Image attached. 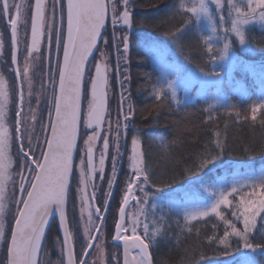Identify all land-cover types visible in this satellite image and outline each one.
<instances>
[{"label": "snow or ice", "instance_id": "snow-or-ice-1", "mask_svg": "<svg viewBox=\"0 0 264 264\" xmlns=\"http://www.w3.org/2000/svg\"><path fill=\"white\" fill-rule=\"evenodd\" d=\"M216 5L217 10L222 7L221 0H210ZM51 16L46 14L45 0H35L34 5L30 6V40L27 36V15L24 3L14 5L15 14L12 13L8 0H3L0 8V19L6 18L11 29V64L17 65L19 26L25 29L24 39L26 53L24 56V66L22 72L16 69V79L18 84V103L15 112V141L19 142L18 153L20 156L19 181H12L11 195L8 192V183L11 178L9 169L12 168V159L8 154L10 143L13 139L6 124L8 115L9 91L3 76H0V245L6 249L4 261L0 264H42L41 256L44 253L43 240H46L45 228L48 224L49 216L55 212L59 218V229L63 233L62 241V261L61 264H76V257L73 251L74 243H80L84 256L80 258V264H88L86 256L88 250L93 248V242L99 256H103V240L101 230L105 226L107 210L111 207L114 197V187L119 182V169L123 167V152L120 144V131L123 127L128 128L132 109L129 105L128 113L125 114L123 105L126 102L124 92V81L128 79L124 76L120 80L121 93L118 119L116 121L114 144L115 148L111 155L112 170L107 179L108 191L104 192L105 199L101 206L93 207L97 203V185L93 182L95 175L99 172L103 180L105 175V159L110 148L109 135L101 132L102 123L107 115L106 98L109 83V72L111 68L107 63V57L102 52L100 60L94 64V74L88 67L87 61L93 54V48L98 47L97 40L103 36L102 29L105 27L106 17L111 11L112 23L132 27V17L130 12L131 0H123L124 10L119 17L116 16V4L113 0H50ZM243 3V0H242ZM242 3L237 4L234 0H228L230 13L234 11L237 16L232 19L230 30L238 38L241 45H244L245 34L242 26L247 24L250 19L257 14L259 19L264 21V0H246L247 12L242 10ZM30 4V0H28ZM180 8L195 17L196 21L201 20V16L207 21L210 31L217 32L214 16L210 11L209 0H199L188 7L183 2ZM66 13V27H65ZM57 14L59 21L57 22ZM224 19L221 16V26ZM188 20H184L180 28L169 35L176 47H180V36ZM46 38L47 54L42 50V40ZM211 36L202 37L206 50L213 60H223L231 50L230 41L225 38L222 48L214 49L210 42ZM2 40V38H0ZM107 43V41H105ZM113 44H116V37L113 36ZM53 47L55 48L56 58L53 60ZM123 53L122 57L127 62L129 50V36L122 37ZM0 48L3 43L0 42ZM151 51V49H148ZM62 51V59L60 53ZM120 49L117 45V52ZM216 55H213V53ZM44 57L47 63V70L42 74L41 87L47 91L48 85L51 86V94L47 96L46 123H42L43 115L38 117V109L31 107V96L33 82L30 76V69L33 66V59L39 60ZM119 61L117 62V74L119 77ZM46 77V80L44 79ZM83 85H88L87 90H83ZM25 86L28 89V111L25 113ZM168 89L171 91L172 100L175 101V89L172 81H168ZM153 96L157 101L163 103L166 99L164 90L153 87ZM86 101V107H85ZM39 104L40 97H37ZM178 103V101H176ZM211 107V106H210ZM258 110L264 111V99L254 104L251 108L252 120L256 119ZM122 118V121L121 119ZM211 118V117H210ZM83 121L86 130H91L84 140L85 148L81 149L79 163L74 159V149L77 145L78 125ZM41 121L39 133L36 131V122ZM113 131L111 123L108 132ZM42 134V139H41ZM215 149H206L199 153L196 158L194 170L186 172L199 180L205 171H213L216 161L223 153V140L219 131L213 133ZM103 138V146L100 151L98 164L95 161L94 148L96 141ZM27 144L25 145V140ZM39 149V155H37ZM219 150V152L216 151ZM86 157V159H85ZM34 166V167H33ZM127 177L125 187L121 191L114 219L115 235L113 240L122 241L124 246L123 264H153L150 255V247L161 235V228L165 224V217L159 216L158 219L145 223L140 219L141 216L147 220L144 204L148 202L149 193L147 187L155 184L149 166L145 161V155L141 151V144L138 135H133L131 140V154L128 156ZM72 181L77 184L76 195L80 201V217L83 229V240L81 241L76 233V229L70 228V220L66 205L69 202V193L72 190ZM18 186V195H17ZM91 189V193H89ZM247 189L248 191H245ZM157 191H161L158 187ZM143 193V197H137L136 193ZM215 197L209 205L197 206L195 208L182 209L185 227L192 221L202 220L210 214L223 219L225 231L219 237V244L229 246L228 241L231 236L238 237L243 242L245 248L252 249L264 246L253 245L249 242V233L257 225V218L264 220V170L259 174L246 177L240 181H232L223 187L212 189ZM188 194L187 192L185 193ZM239 196L238 203H233L230 197ZM135 201L136 211L129 212L132 202ZM14 206V207H13ZM221 206L233 208L232 216L237 221H242L244 229L240 231L235 224L222 216L219 211ZM153 213L155 215L156 204L153 202ZM103 208V212L102 209ZM87 212V220L84 221V213ZM96 217L100 222L97 223ZM73 220L71 223L79 224ZM143 236L137 234L141 227ZM230 229V231H229ZM130 230L132 235H127ZM191 231V229H188ZM209 241L214 238L209 237ZM135 249L136 254L131 255V250ZM203 257H201L202 259ZM184 264H197L194 252L189 253ZM241 264H260L253 256L251 259L245 258Z\"/></svg>", "mask_w": 264, "mask_h": 264}, {"label": "trees", "instance_id": "trees-1", "mask_svg": "<svg viewBox=\"0 0 264 264\" xmlns=\"http://www.w3.org/2000/svg\"><path fill=\"white\" fill-rule=\"evenodd\" d=\"M194 1L131 0L129 7L138 30L131 33L129 56L130 97L134 114L131 137L138 135L140 139L141 151L155 181L152 186L169 188L195 179L186 170H194L199 153L215 149L213 133L219 131L223 140V153L213 171L206 170L201 174L203 183L200 184V196L209 200V194L203 187L215 181L219 172L226 169L225 165L221 166L222 163L227 160L241 164L264 160V111L258 110L256 119L252 120L251 108L261 101L256 93L257 85L238 72L235 78L244 80L247 87L245 96L229 92L221 105H215L209 95L186 102L176 96L175 101L172 100L168 80L148 50L146 39H158L179 60L187 62L192 68L209 71L212 58L202 40L207 33L200 21L197 22L195 17L180 8L182 2L191 7ZM184 20H188V24L178 34L181 45L178 48L169 33L180 28ZM251 31L254 32L248 33V41L258 50L252 58L264 59V31ZM154 86L164 90L166 99L162 104L152 94ZM216 151L219 152L218 149ZM230 199L235 204L239 196ZM233 210L230 206H221L219 209L223 217L243 232V223L232 216ZM162 213L165 224L161 228V235L150 247L153 264H184L192 252L197 264H203L231 255L243 246V242L235 236L229 238V246L219 244L218 238L223 236L226 226L223 219L215 214L192 221L185 227L183 214L178 208L169 207ZM54 236L59 237L55 221L49 227L44 247ZM209 237L214 239L209 241ZM262 241L264 220L258 217L256 228L249 233V242L255 246L261 245ZM5 255L6 249L1 245L0 261H4ZM260 262L264 264V261Z\"/></svg>", "mask_w": 264, "mask_h": 264}, {"label": "rangeland", "instance_id": "rangeland-1", "mask_svg": "<svg viewBox=\"0 0 264 264\" xmlns=\"http://www.w3.org/2000/svg\"><path fill=\"white\" fill-rule=\"evenodd\" d=\"M199 0H195L193 3H198ZM235 3L241 4L242 0H234ZM10 7L12 8V13L15 14L14 5L17 3H24L27 7L24 9L27 15V22L30 20V6L34 5V0H30V4H28V0H8ZM47 5L45 11L48 16H51V3L50 0H45ZM222 7L217 10L216 5L211 3L209 0L210 11L214 16L215 25L217 28V32L214 34L210 31L209 25L207 21L201 16V26L206 31L207 36H211V43L214 45L215 49L222 48L224 39L227 38L231 43V50L229 54L225 57V59H215L211 61L209 71H203L199 69L192 68L188 65V63L179 60L177 57L173 55V53L164 46L161 42H159L156 38L146 39L147 48L151 49V53L157 62L158 68L161 69L162 74L166 77L168 81H172V87L175 89V96L181 97L183 101H189L191 99H195L197 97H206L207 95L211 96L215 105H221L225 102L228 97L229 92H235L240 96H245L247 93V87L245 86V82L242 79L237 80L235 78L236 72L245 76L248 81H254L257 85L258 91L256 93L259 96L260 100L264 99V59L257 60V58H252L258 50L254 48L248 41V33H252V29H259L264 31V21L259 19L258 13L262 11L261 9H257V14L254 18L250 19L249 22L242 26V30L245 34V44L241 45L238 41V38L234 33L230 30L232 26V19L236 18L237 14L232 11L231 15L230 8L228 5V0H221ZM3 6V1L0 0V8ZM192 6V5H191ZM116 8L118 11L124 9L123 0H116ZM242 10L247 12V3L246 0H243ZM133 13V11L130 9ZM66 16V15H65ZM221 16H223L224 23L221 26ZM23 25L19 26V36L21 39L22 47L24 51L22 53L20 59V71L22 72L24 66V56L26 53V44L29 40V33H27L28 40L24 39L25 34H23ZM29 30V29H28ZM135 31H138L137 28ZM21 33V35H20ZM131 33V32H130ZM130 33H125L130 36ZM123 34L122 37L125 35ZM0 42L3 43V48H0V76H3L6 81L7 88L9 91L8 98V115L6 117V124L9 128L10 134L13 139L10 143V147L8 149V154L12 159V168L9 169V172L12 174L10 181L8 183V192L11 195L12 191V181H19V165H20V156L18 153L17 141H15V112L17 107V87L15 76L13 70L11 68L10 57L8 56V46L10 45V25L5 22L4 19H0ZM10 49V48H9ZM104 48L102 47V52L105 55H110L111 61L113 60V53L104 52ZM173 51V50H172ZM10 54V52H9ZM128 55V53H127ZM213 55H216L214 53ZM62 56V55H61ZM108 58V56H106ZM109 64V60H107ZM43 63L42 57L39 60L33 59V66L30 69V76L33 82L32 88V96H31V107L33 109H38L37 115L38 117L43 115L42 123L47 122L48 113H47V96L51 94L49 93V87H47V91H45L42 87V74L47 70ZM111 71L108 75H110ZM46 80V78L44 77ZM170 91V90H169ZM111 92V91H108ZM171 92V91H170ZM40 97V102L38 104L37 97ZM25 113L29 116V124L32 123L30 116L31 113L28 111V89L25 86ZM131 103H129L130 105ZM132 107V106H131ZM132 109V108H131ZM134 117L133 111L131 114V124L132 119ZM133 125V124H132ZM36 131L39 133V129L41 126V121L36 122ZM125 138V133H124ZM42 139V134H41ZM86 136L84 134V130L80 131V141L79 148L77 151V159L76 162L79 163L81 158V149L85 148L84 140ZM132 140V139H131ZM27 144V139L25 140V145ZM129 146V147H128ZM125 155H123L124 165L123 170L124 173L127 171V161H128V151L129 155L131 154V142L127 145V148L124 150ZM37 155H39V149H37ZM264 159V158H262ZM225 165V170H222L217 175L215 181L211 184L208 182V185L203 187L209 194V200H205L200 196L201 193V183H203L202 175L199 180L192 179L187 183L177 186V187H169V188H160L161 191H157V187H153L152 185L147 187V192L149 193L148 202L144 204L145 214L147 215V220H145L144 216H141L140 219L145 223H149V227L151 229L152 224L151 221L156 219L159 215H162L163 210L168 209L169 207L178 208L181 212L184 208H195L197 206H205L209 205L214 201L215 197L213 195L212 189L215 187H223L226 184H230L232 181H240L249 176H254L259 174L261 170H264V160L252 161L250 163H236L231 160H227L221 164L223 167ZM34 167V166H33ZM230 168L231 170H227ZM127 177L124 175V185ZM99 181V180H97ZM72 190L69 196V220L75 219V221L80 222V201L76 197V187L77 184L75 181H72ZM188 193L187 195L185 193ZM18 186H17V195H18ZM137 197H143V193L137 192ZM76 197V198H75ZM153 202L156 204L155 215L153 213ZM14 207V206H13ZM136 206L135 201L132 206L129 208V212H135ZM71 214L73 216H71ZM115 213L113 214V219L111 224H107V226L101 231V239L103 240V256H99L97 249L95 248V244L99 241L94 242V246L86 256L88 260V264H121V250L119 247L115 246L111 239L113 236L114 229V219ZM84 221L87 220V212L84 213ZM70 221V227L72 229H76L79 227V232L76 235L79 236L80 240H83V229L82 222L79 224H73ZM109 223V222H108ZM128 234H132L130 230L127 231ZM137 233L143 235L142 225L137 230ZM1 246V245H0ZM75 246V255L77 264H80V258L84 255L81 244L74 243ZM61 242L59 238L53 237L51 242L44 247V253L41 256L42 264H61L63 259L61 252ZM135 255V254H134ZM255 257L256 261H264V247L256 248L255 252L252 249L245 248L244 245L235 253L225 256L223 258L217 260H210L203 264H241V261L245 258L251 259ZM261 264V262H260Z\"/></svg>", "mask_w": 264, "mask_h": 264}, {"label": "flooded vegetation", "instance_id": "flooded-vegetation-1", "mask_svg": "<svg viewBox=\"0 0 264 264\" xmlns=\"http://www.w3.org/2000/svg\"><path fill=\"white\" fill-rule=\"evenodd\" d=\"M113 2L116 4V0H113ZM35 3V0H34ZM117 9V8H116ZM124 9L121 11L116 10V16L119 17L120 13L123 12ZM131 12V11H130ZM131 17H132V28L129 29L127 26H120V24H116L115 26L112 23V13L109 11L108 13V18L106 22V27L103 32V36L101 37L100 44L98 46V49L96 53L94 54L93 58L88 64V67L91 69V74H94V64L95 62L100 60L101 53H102V47L104 48V52H110L113 53V60L111 61L110 55H105L108 56L107 60H109V67L111 68V73L109 75V83H108V90H107V98H106V110H107V115L105 117L104 122L102 123L101 127V132L103 135H109L110 137V148L109 152L106 156L105 159V175L103 180L100 177L99 172L96 173L95 178H94V183L97 185L96 189V196L98 198L97 203L93 207V212L95 211L96 206H101L103 204V200L105 199L103 193L108 191V186H107V179L111 175V170H112V160H111V155L112 152L114 151L115 144H114V137H115V128H116V121L118 119V110H119V105H120V93H121V85H120V80L124 79V76H127L128 79L124 81V89L126 90L124 92L126 99V102L123 105V110L124 113H128V107L129 103L130 106H132V99L130 97V81H129V56H130V44H131V33L136 30L135 24H134V14L131 12ZM57 22L59 21V14H57ZM5 22L9 25L8 20L5 18ZM28 23V28H27V33L30 32V20L27 22ZM29 29V30H28ZM23 34H25V29L23 28ZM130 33L129 36V50H128V55H127V62L124 61L122 57L123 53V47H122V35L125 33ZM21 35V33H20ZM115 35L116 37V44H113V36ZM20 38V36H19ZM21 40V39H20ZM29 40H30V34H29ZM107 41V43H105ZM10 45L8 46V56L10 57L11 61V35H10ZM147 43V41H146ZM117 45L119 46V53L117 52ZM10 48V49H9ZM47 43H46V38L42 40V50L45 53V56L47 54ZM24 51V48L22 47V44L18 45V61L19 63L16 65V69H20V59L22 56V53ZM10 52V54H9ZM108 52V53H109ZM109 53V54H110ZM62 55V51L60 53V56ZM56 58V52L55 48L53 47V60ZM43 63L45 64V68L47 69V63L44 57H42ZM119 61L120 68H119V77L117 74V62ZM11 63V62H10ZM11 68L14 73V68L13 65L11 64ZM46 72V71H45ZM46 78V77H45ZM88 85H84L83 90H87ZM49 93L51 92V86L49 87ZM111 91V92H108ZM85 107H86V101H85ZM122 121V118H120ZM123 122V121H122ZM111 123V127L113 131L111 133L108 132L109 129V124ZM81 130H84V134L87 137V135L91 134V130H86L83 124V121L81 120ZM124 133H125V138H124ZM131 119L128 122V128L124 129L123 127L121 128L120 131V144L122 146V152L123 155H125V149L127 148V145L131 142ZM103 146V138L101 137L96 141L95 148H94V156H95V161L98 164L99 157H100V151ZM129 147V146H128ZM79 148V144H78ZM78 151V150H77ZM128 156H129V151H128ZM76 159H77V153H76ZM75 159V160H76ZM86 159V157H85ZM123 165H124V160H123ZM124 170L123 167L119 169V182L115 185L114 187V197L112 199L111 207L107 210V215H106V220H105V226L103 229L107 226V224H111V221L113 219V214L116 211V208L118 206V201L121 197V191L125 187L124 185ZM99 180V181H97ZM91 189H89V193H91ZM77 197V196H76ZM75 197V198H76ZM134 202H132L133 204ZM68 210H69V205H68ZM102 212L104 211L103 208L101 209ZM71 216H73L71 214ZM68 217H69V211H68ZM71 221V219H70ZM97 223H99V217H96ZM109 222V223H108ZM71 228V227H70ZM114 230V229H113ZM102 231V230H101ZM75 248V246H74Z\"/></svg>", "mask_w": 264, "mask_h": 264}, {"label": "water", "instance_id": "water-1", "mask_svg": "<svg viewBox=\"0 0 264 264\" xmlns=\"http://www.w3.org/2000/svg\"><path fill=\"white\" fill-rule=\"evenodd\" d=\"M65 4H66V0H65ZM65 15H66V13H65ZM65 20H66V16H65ZM106 22H107V17H106V21H105V26H106ZM65 24H66V23H65ZM120 26H122V25L120 24ZM65 27H66V25H65ZM131 28H132V27H131ZM131 28H130V29H131ZM104 29H105V27L102 29V33L104 32ZM100 40H101V37L98 38V40H97V45H98V46H99ZM97 48H98V47L93 48V54L90 55L89 60L87 61V64H89L90 60L92 59V57H93L94 54L96 53ZM61 59H62V57H61ZM14 67H15V65H14ZM15 73H16V71H15ZM80 124H81V122L79 123V125H78V130H77V145H78V141H79ZM18 147H19V142H18ZM76 151H77V148L74 149V152H73L74 159H75V157H76ZM66 208H67V205H66ZM53 216H55V212H53V215L49 216L48 224L46 225V228H45V235L47 234V231H48V229H49V226H50L51 222L54 220V219H53ZM55 220H56V222H57V228H58V232H59L60 239H61V243H62V241H63V233H62V232L60 231V229H59V218H58V216L55 217ZM99 222H100V221H99ZM114 235H115V232H114ZM43 243H44V240L42 241V244H43ZM93 243H94V242H93ZM113 243L116 244V245H119V246L121 247V255H122L121 264H123V262H124V246H123V242H122V241H115V240H113ZM73 251H74V248H73ZM89 251H90V249L88 250V252H89ZM136 251H137V250L132 249V250H131V255H134V254L136 253ZM74 255H75V253H74ZM150 255H151V254H150Z\"/></svg>", "mask_w": 264, "mask_h": 264}]
</instances>
